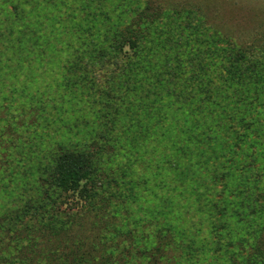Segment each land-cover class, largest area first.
I'll return each instance as SVG.
<instances>
[{
    "label": "rangeland",
    "instance_id": "374dc122",
    "mask_svg": "<svg viewBox=\"0 0 264 264\" xmlns=\"http://www.w3.org/2000/svg\"><path fill=\"white\" fill-rule=\"evenodd\" d=\"M130 35L138 41L135 48H124L125 59L103 64L109 43ZM218 35L228 43L234 40L236 47L254 42L261 56L264 0H0L1 119L19 115L14 121L27 127L22 130L17 125L15 131L10 129L7 142L6 137L0 139V173L6 184L0 190V210L12 214L11 227L16 212L31 202L36 209L32 206L25 220L40 208L36 214L45 228L41 234L40 220L31 221L36 236L31 230L33 237L21 242L25 254L4 251L9 257L1 264L11 258L9 264H85V258L92 264H112L123 250L130 252L124 264H143L159 224L192 235L205 226L213 234L218 221H225L224 231L234 235L243 233L239 230L245 223L248 230L256 227L253 218L264 204L261 191L237 195V185L196 182L193 177L165 183L160 164L166 148L161 135L167 126L156 123L167 113L165 101L175 98L173 93L158 95L157 90L170 82L175 68L199 73L201 64H206V72L213 70L211 65L224 54L218 50L229 49L212 40ZM162 61L164 66L158 65ZM197 80L188 90H177L181 103L190 101V94L195 96ZM126 142L131 144L130 157L122 150ZM88 143L99 167L94 182L97 190L102 184L99 192L104 193L96 201L86 200L84 209L77 195L59 196L53 190L44 195L39 186L48 184L55 146L75 150ZM138 156L142 160L135 159ZM16 188L23 190L24 204L20 195L14 196ZM201 195L205 197L200 199ZM247 198L253 210L241 207L240 199ZM203 199L213 203V215L204 211ZM178 207L182 217L175 223L166 213ZM139 220L144 221L139 227L143 235L135 241L126 230L137 228ZM62 223L64 233L51 236ZM22 224L17 222L19 227ZM15 229L10 232L11 246L19 242ZM111 239L115 243H109ZM76 240L84 244L94 240L97 245L90 254L85 246L77 252ZM192 241L189 246L199 247Z\"/></svg>",
    "mask_w": 264,
    "mask_h": 264
},
{
    "label": "trees",
    "instance_id": "16d2710c",
    "mask_svg": "<svg viewBox=\"0 0 264 264\" xmlns=\"http://www.w3.org/2000/svg\"><path fill=\"white\" fill-rule=\"evenodd\" d=\"M216 39L224 43L226 47L228 46L229 49L226 50L227 52L222 49L218 50V52L221 51L224 54L219 55L220 59L217 64L213 63L211 65L213 70L206 72L205 68L209 66L206 64H201L202 71L199 73L192 70L181 72L180 69L175 68L170 82L157 90L158 95L173 93L175 98V101H165L167 113L159 117L156 123V125L163 124V127L167 126L163 128L161 135L166 148L160 162L161 169L164 175L167 176L165 183L176 182L175 178L178 177L183 178L184 181L189 177H193L196 178V182L203 179L207 182H215L217 185L228 182V184L237 185L234 187L237 195H244L249 191H257V193L261 191L259 198L264 201V96L263 98L260 97L264 94V53L261 56L259 55V50L255 47L256 43L254 42L244 46L240 44L236 47L237 44H232L235 42L234 40L232 43H228V39L220 38L219 35L215 39L212 38L213 41ZM137 41L138 38L135 40V37L130 35L121 37L119 42L117 41L115 44L110 42V46L108 45L109 47L106 48L104 55L101 57V62L103 64L106 62L114 64L121 62L122 57L125 59L127 55L124 48L126 46L135 48ZM234 48L236 49L234 50ZM36 53L38 57H43L40 51ZM200 56L205 57L203 54ZM41 57L39 58L41 59ZM158 65L164 66V62H159ZM195 78L199 79L197 80V86L194 87L195 96L190 94V101L184 100L181 103V96L177 93V90L179 89L182 92L188 90V86ZM169 84L173 86L167 89L166 87ZM228 107H230V110ZM235 111L239 112L235 115ZM2 117L3 113L0 112L1 140L6 137L7 142L10 137L9 132L13 127L15 129L17 125L19 127L23 126L22 130L27 129L23 122L17 124L14 121L18 120L19 115L10 117L6 114L5 117L9 118H6V121L2 120ZM235 118L237 119L235 120ZM2 121L3 126H1ZM7 129L6 135L3 136L2 132H6ZM154 137L152 136V138ZM89 147V143L85 146H78L75 150L67 146H55L53 158L49 160L48 184L39 186V189L45 190L44 195H48L51 192L50 190L58 192L59 196H67L69 193L73 196L77 195L79 199L77 202H80L82 209H84L86 200L87 203L94 199L96 201L97 197L104 193L99 192L103 188L102 184H99L100 188L97 190L94 182L99 167H97L95 157L89 153ZM131 149V144H127V142L122 145V150L127 157L132 156ZM27 152L31 155L32 150L30 147ZM97 155L102 156L99 152H97ZM9 159L10 163L13 162L12 157ZM135 159H140V156ZM44 173L46 172L44 171ZM238 176L242 179H239ZM169 178H171L170 181ZM3 181L4 174L0 173L1 191L6 185ZM22 191L16 188L14 196L20 195V201L24 204ZM229 193L233 192L229 190ZM204 197L201 195L199 198ZM250 199H240L241 207L245 206L246 211L248 208L253 210ZM203 200L204 203L201 204L204 211L213 215L211 211L213 203L209 201L207 203L206 199ZM32 206L31 202L25 203L20 211L16 212L11 227L12 214L0 210V264L9 257L4 251L17 253L18 256L25 254L23 251L25 244L21 242L31 236V230L33 236H36L35 226H32L31 221L40 220L36 214L41 211L40 208L31 213V216L25 220L26 216L33 211V208L36 209L35 206L33 208ZM257 210V216L253 218L256 227L250 226L248 230L249 226L245 223L244 226L246 227L239 230L243 233L237 235H234L233 231L231 233L224 231L225 221H218L214 224L213 234L212 228L205 226L206 229L198 230L195 235L187 231L174 232L171 231L169 226L159 224V227L156 228V234H154L156 235V241L147 256V261L143 264H186L185 262L181 263V261L186 260H189L188 264H264V247L260 243L261 241L264 243V204L261 209L258 208ZM166 215L171 216L175 223L182 217L180 216L179 207L173 211L168 209ZM68 219L71 221L73 217ZM18 221L24 224L19 227L17 225ZM142 222L144 221L139 220L138 223L136 222L137 228L133 230L125 229L126 236H131V239L135 238V241H137V235L142 237L143 233H140L142 228L139 229ZM38 224H40L38 231L42 230L41 234H43L45 228L42 226V218ZM62 226H64L63 223L59 229L54 228L51 236L61 232L64 233ZM108 227L111 228L109 224H106V228ZM14 228H16L14 232L19 242L11 246L10 232ZM111 234V232H108V235ZM217 235H220L222 239H216ZM190 239H193L192 242L197 243L199 247L193 249L189 246ZM113 240L111 239L109 243H115ZM126 243L122 242L124 245ZM96 245L94 240H90L88 244L76 240L74 244L75 247H78L77 252L84 251L83 246H85L84 248L88 250L87 254H90ZM80 253L86 254L85 252ZM122 253L121 258L114 261L115 264L126 262L130 252L123 250ZM81 256L83 257V255ZM12 261H14L13 258L7 264ZM84 263L92 264L86 258Z\"/></svg>",
    "mask_w": 264,
    "mask_h": 264
}]
</instances>
